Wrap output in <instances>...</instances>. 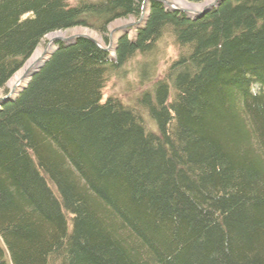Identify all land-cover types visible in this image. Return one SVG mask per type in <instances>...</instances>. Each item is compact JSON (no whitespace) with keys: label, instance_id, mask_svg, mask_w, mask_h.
Listing matches in <instances>:
<instances>
[{"label":"trees","instance_id":"1","mask_svg":"<svg viewBox=\"0 0 264 264\" xmlns=\"http://www.w3.org/2000/svg\"><path fill=\"white\" fill-rule=\"evenodd\" d=\"M143 3L0 0V90L49 34ZM145 18L114 59L58 44L1 107L0 264H264V0Z\"/></svg>","mask_w":264,"mask_h":264},{"label":"rangeland","instance_id":"2","mask_svg":"<svg viewBox=\"0 0 264 264\" xmlns=\"http://www.w3.org/2000/svg\"><path fill=\"white\" fill-rule=\"evenodd\" d=\"M68 1V3H70L71 5H75L76 4V2H77V0H67ZM164 1H169L168 2V4L170 3V5H172L173 6V4L175 3V1L174 0H164ZM183 2H185V3H187L188 5H191V6H198L199 4H190V3H188V2H186L185 0H182ZM216 1L217 0H214V2L210 5V6H212L213 4H215L216 3ZM204 3V2H203ZM205 3H206V1H205ZM200 4H202V3H200ZM209 5L207 6V7H210ZM207 7H205V8H207ZM167 8V7H166ZM173 8H177V7H174L173 6ZM204 8V9H205ZM168 10H171L172 11V9L171 8H167ZM179 9V8H178ZM203 9V10H204ZM179 10H181V9H179ZM203 10H201V11H203ZM183 11H185V10H183ZM185 12H187V11H185ZM200 13V12H199ZM189 14V13H188ZM190 15V14H189ZM140 19V18H139ZM139 19H128V20H121V19H118V20H116V21H114V22H112L109 26H108V28H107V33L104 35V36H102L101 34H99V33H97L96 31H94V30H91V29H88V28H81V27H79V28H74V29H71V30H68V31H64V32H58V33H63V34H65V36H66V38H68V37H70V36H74L75 35V33H77V32H79V31H82V32H84V33H80V35L79 34H77L78 36H88V37H90V38H92V35H95L96 36V39L95 38H92V39H94L97 43H98V45H100L102 48H109V55H110V57L112 56V58L114 59L115 58V52H114V50H115V46H116V43L118 42V37H119V35L120 34H122V31H120L119 29H122L124 26H126V25H130V24H132V23H134V22H137ZM117 30H119V31H117ZM132 32V33H131ZM128 35H129V37H130V39H132V40H134L135 39V35H136V33H137V30H132ZM113 35V36H112ZM111 36H112V39H110L111 38ZM115 37H117V39H115ZM49 39L47 38V36L42 40V42L40 43V45L38 46V48L36 49V51L38 50V49H45L47 46H48V41ZM106 40V41H105ZM56 43V41H54V43L53 44H55ZM113 45H114V48H113ZM100 46H99V48H100ZM105 46V47H104ZM101 49V48H100ZM36 51L34 52V54L36 53ZM112 52V53H111ZM33 56V55H32ZM48 58V57H47ZM46 58V59H47ZM31 59V58H30ZM29 59V60H30ZM45 59V60H46ZM28 60V61H29ZM48 60V59H47ZM28 61L23 65V67L20 69V71L24 68V66L28 63ZM20 71H18L15 75H17ZM36 71V70H35ZM29 72V71H28ZM33 72V71H32ZM31 72V73H32ZM30 73V74H31ZM30 74L29 75H27V77H25V82H26V84H27V81L29 80V78H30ZM15 75L13 76V77H15ZM13 77L8 81V83L6 84V86H5V88L4 89H2V90H0V98H4V97H6L10 92H12L11 91V83H10V81L13 79ZM24 82V83H25ZM26 84L24 85V87H26ZM23 87V88H24ZM123 87L125 88V86H124V83H121V82H119L118 80H116L115 78H111L109 81H108V83H107V85H106V87L104 88V90H103V92H104V95H103V97L104 98H106L107 96H111V95H118V94H120L119 92L122 90L123 91ZM19 89V91H18V93H16L14 90V92H15V98L18 96V94H20L24 89ZM120 95H122V93L120 94ZM124 96V95H123Z\"/></svg>","mask_w":264,"mask_h":264},{"label":"bare ground","instance_id":"3","mask_svg":"<svg viewBox=\"0 0 264 264\" xmlns=\"http://www.w3.org/2000/svg\"><path fill=\"white\" fill-rule=\"evenodd\" d=\"M174 1H175V3L173 4V6L177 7L176 9L179 8L182 11L185 10V11H187V13L190 14V16H193V17H195L199 12H201V10H203L208 5L210 6L214 2V0H208V1H206V3L204 2L202 4H199L198 6L196 5L193 7V6L188 5L187 3L183 2L182 0H174ZM168 2L165 1V3H167V4H168ZM80 33H84V32L79 31V32L75 33V35L73 37H77L78 36L77 34L80 35ZM47 38L49 39L47 41L48 46L45 49H41V48L38 49L36 51V53L33 54V56L28 61V63L24 66V68L17 75H15V77H13V79L10 81L11 91L14 90L16 93H18L19 89H22L24 87V85L26 84V82L24 81L25 77H27V75H29L32 71L34 72L35 70H37L39 68V66H41L42 63L45 61V59L47 57H49V55L53 52V50L55 49V46H56V43L53 44L54 41H56L57 39H65L66 36L63 33L56 32V33L49 34L47 36ZM92 38L96 39V36L92 35ZM115 39H117V37H115ZM113 48H114V45H113ZM104 49H108V51H109V48H104ZM1 99H3V98H0V100Z\"/></svg>","mask_w":264,"mask_h":264},{"label":"water","instance_id":"4","mask_svg":"<svg viewBox=\"0 0 264 264\" xmlns=\"http://www.w3.org/2000/svg\"><path fill=\"white\" fill-rule=\"evenodd\" d=\"M225 0H217L215 4H213L212 6L210 7H207L205 8L203 11H201L200 13H198L194 19H198V18H201L203 17L204 15H206L207 13H209L210 11H212L213 9L217 8L218 6H220V4L222 2H224ZM150 2H157V3H160L162 5H164L165 7H169L171 8L173 11H177V12H180V13H183V14H186L185 11H182V10H178V9H174L172 8V5L170 4H167L165 3L164 0H144V3H143V6H142V13H141V16H140V19L137 21V22H134L130 25H126L124 26L122 29H119L120 31H122V34L119 35L118 37V41L119 39H121L122 37L126 36L129 32L132 31L133 28H135L136 30L137 29H141L142 28V24H145V17H147V14H148V11H149V6H150ZM117 30V31H119ZM113 36V35H112ZM112 36L110 39H112ZM79 39H87L89 40L90 42H92L93 44L95 45H98V43L88 37V36H77V37H73V36H70L68 38H65V39H57L56 40V45L58 44H62L64 46H69V45H72L74 43H76ZM99 46V45H98ZM101 48V47H100ZM58 49V47L53 50V52L49 55V57L47 59H49L51 57V55ZM102 50H104L106 53H109L108 49H104V48H101ZM47 59L42 63L41 66H39V68L32 72L30 74V78L29 80L27 81V84L29 83V81L31 80L32 76L43 66V64L47 61ZM26 84V85H27ZM25 88V87H24ZM23 88V89H24ZM15 99V92L12 91L10 92L6 97H4L3 99L0 100V109L3 105H5L6 103L10 102V101H13Z\"/></svg>","mask_w":264,"mask_h":264}]
</instances>
